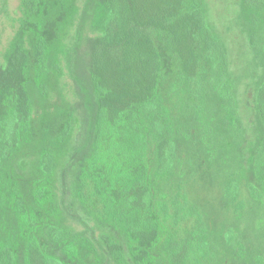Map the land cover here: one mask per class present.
Returning a JSON list of instances; mask_svg holds the SVG:
<instances>
[{
	"label": "rangeland",
	"instance_id": "1",
	"mask_svg": "<svg viewBox=\"0 0 264 264\" xmlns=\"http://www.w3.org/2000/svg\"><path fill=\"white\" fill-rule=\"evenodd\" d=\"M87 1L48 0L39 9L53 37L58 26H69L64 44L54 40L51 47L63 71L50 82L54 54L46 57L43 74L30 58L23 72L31 112L24 131L7 109L9 130L20 137L4 155L0 149V264H264V0H204L226 66L221 79L197 95L181 58L188 85L170 102L172 113L180 114L170 150L174 164L163 176L157 174L156 137L146 134L164 115L151 85L144 122L137 128L120 121L112 137H103L99 153L86 150L98 116L89 85L92 43L104 36L84 17ZM23 15V0H0V73ZM134 129L147 137L140 152L159 212L154 247L145 248L149 259L139 263L128 256L137 243L124 227L136 217L128 193L140 177ZM3 135L0 130V142Z\"/></svg>",
	"mask_w": 264,
	"mask_h": 264
},
{
	"label": "trees",
	"instance_id": "2",
	"mask_svg": "<svg viewBox=\"0 0 264 264\" xmlns=\"http://www.w3.org/2000/svg\"><path fill=\"white\" fill-rule=\"evenodd\" d=\"M47 1L23 0L21 28L8 52L7 67L0 73V127L3 128L0 130L4 134L0 142L2 155L16 145H10L12 138L19 140L20 137V134L14 136L9 130L10 114L7 109H11L13 116L18 119V126L25 125L20 128V133L30 123V103L23 86V72L30 58L33 57L36 68L43 74L48 70L46 57L54 54L55 60L51 68L54 76L49 79L50 82L57 83L56 77L63 71L59 52L53 51L51 47L54 46V40H57V46L64 44L69 26H58L54 32L55 37L51 35L48 31L49 24L42 23L39 13V9H43ZM204 4V0L87 1L84 17L89 18L93 28L104 33V36L92 43L89 85H92L94 99L97 100L98 116L95 137L86 146V150L93 149L99 153L103 137L107 134L112 137L120 121L127 122L128 125L134 124L138 128L144 122L145 112L142 107L145 106L146 93L151 85V91H156L164 115L160 117L161 124L154 122L152 131L146 134H154L156 137L155 155L159 166L157 174L163 176L165 168L170 171L174 164V154L170 151L173 147L174 125L180 114V111L177 116L172 113L170 102L180 96L182 87L188 85L182 80V73L179 71L181 58L183 69L186 72L192 70L193 74L187 81L195 86L192 92L197 95L206 90L210 80L219 81L226 66L224 46L206 19ZM40 28L42 33L39 32ZM77 49L78 47L75 50ZM148 52H151V56L145 57L144 54ZM77 62L79 63L78 60ZM134 66H141L140 75L134 71ZM81 81L80 78L79 82ZM79 86L87 88L84 82ZM42 93L44 100L48 99V90L44 86ZM159 128V133L163 135L160 138L157 135ZM144 129L143 127L142 130ZM72 130L71 114L66 126L67 139L71 137ZM142 130L136 132L134 129L138 138L140 177L128 192L133 199L131 206L134 211L131 212L136 217L132 224L124 225L127 234L137 243V246L130 247L128 253L134 263L149 259L145 248L154 247L152 245L159 230L154 187L148 184L152 183L153 178L147 177L148 165L140 152L142 148L147 149L148 143ZM113 151L114 148L112 155ZM45 194L46 192H41L40 196ZM54 205L52 200V206ZM148 221L149 224L146 223ZM120 222L123 224L122 220ZM107 245L112 253L118 252V247Z\"/></svg>",
	"mask_w": 264,
	"mask_h": 264
}]
</instances>
